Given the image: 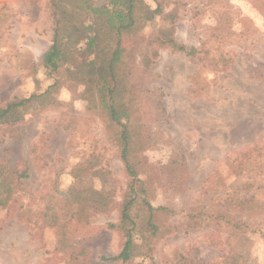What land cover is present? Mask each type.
<instances>
[{
	"label": "rangeland",
	"instance_id": "rangeland-1",
	"mask_svg": "<svg viewBox=\"0 0 264 264\" xmlns=\"http://www.w3.org/2000/svg\"><path fill=\"white\" fill-rule=\"evenodd\" d=\"M143 2L159 11L135 27L141 40L125 43L135 48L125 57L132 127L143 137L141 194L119 157L120 129L87 109L99 97L83 68L93 56L75 57L77 76L44 69L50 0H0V108L42 96L23 122L0 124V186L10 190L0 264H222L245 248L264 264V0ZM71 187L85 189L86 212L65 206ZM133 191L166 208L159 229L138 223L130 259L104 260L130 234L121 212Z\"/></svg>",
	"mask_w": 264,
	"mask_h": 264
},
{
	"label": "trees",
	"instance_id": "trees-1",
	"mask_svg": "<svg viewBox=\"0 0 264 264\" xmlns=\"http://www.w3.org/2000/svg\"><path fill=\"white\" fill-rule=\"evenodd\" d=\"M104 1L105 5L98 6L95 0H50L54 26L53 40L42 53L40 63L44 69L51 72L65 69V73L77 76L83 70V62L78 66L75 57L84 54L93 56V59L86 62L83 68L88 76L95 79L93 85L100 87L99 97L97 103L89 100L87 109L96 113L105 125L116 126L120 129L117 139L114 140L118 143L120 160L124 165L126 176L132 179L130 188L134 190V187L138 186L141 189L143 181L139 178V171L142 151L136 148L141 146L143 137L140 130L132 127L133 98L128 94L135 89L132 87V68L125 57L128 50L132 52L135 48L132 45L125 48V43L132 41L135 36L141 40L135 27L152 20L159 10H151L143 0ZM166 41H168L167 45L177 49L178 52L184 51L182 46H176L171 37ZM150 55L154 57L157 52L151 51ZM143 62L146 66L149 64L146 57H143ZM70 68L75 69L70 71ZM126 87L130 88L129 92ZM40 97L30 95L20 101L6 103L0 108V124L23 122L25 118L23 109L27 104H34ZM246 156H241L240 159ZM248 162L249 160L240 162V168H246L244 163ZM2 184L0 186V209L7 206L10 196V190L1 188ZM84 190L71 187L60 194L65 206L71 211L76 209L78 215L86 212L85 209H87L86 202L81 198ZM140 193H145V190L142 188ZM247 202L250 200L243 196L240 208L246 207ZM162 211H166V208L161 206L154 208L145 196L137 195L133 191L132 196L122 208L121 219L132 226L129 233L138 227V223L144 222L145 231L155 235L159 229L155 218ZM51 222L52 224L57 223L52 218ZM148 238L152 239L149 236ZM131 246L130 233L121 252L117 256L104 260L125 263L130 259ZM222 264L259 263L250 256V249L245 248L234 251V255L224 260Z\"/></svg>",
	"mask_w": 264,
	"mask_h": 264
},
{
	"label": "crops",
	"instance_id": "crops-1",
	"mask_svg": "<svg viewBox=\"0 0 264 264\" xmlns=\"http://www.w3.org/2000/svg\"><path fill=\"white\" fill-rule=\"evenodd\" d=\"M34 36H36L37 38H39V36L36 35V34H34ZM52 40H53V32H52V34H51L50 39L48 40V44H47V45L44 47V49H42V50H46V49L51 45ZM28 49L31 50V48H28ZM32 50H34V46H33V45H32Z\"/></svg>",
	"mask_w": 264,
	"mask_h": 264
}]
</instances>
